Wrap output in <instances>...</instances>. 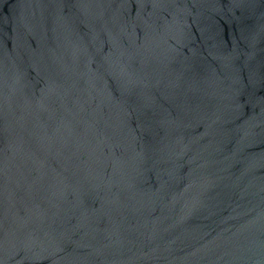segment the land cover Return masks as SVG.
Returning a JSON list of instances; mask_svg holds the SVG:
<instances>
[{"label":"water","instance_id":"1","mask_svg":"<svg viewBox=\"0 0 264 264\" xmlns=\"http://www.w3.org/2000/svg\"><path fill=\"white\" fill-rule=\"evenodd\" d=\"M0 264H264V0H0Z\"/></svg>","mask_w":264,"mask_h":264}]
</instances>
